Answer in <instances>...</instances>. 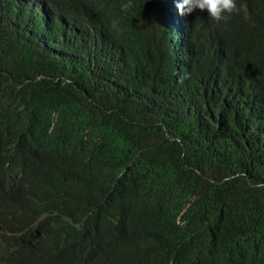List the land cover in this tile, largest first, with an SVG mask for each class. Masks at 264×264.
I'll use <instances>...</instances> for the list:
<instances>
[{
	"label": "trees",
	"instance_id": "obj_1",
	"mask_svg": "<svg viewBox=\"0 0 264 264\" xmlns=\"http://www.w3.org/2000/svg\"><path fill=\"white\" fill-rule=\"evenodd\" d=\"M62 3L0 0V204L9 223L0 221V264H111L155 253L163 264L172 255L183 264H264V166L221 159L191 75L204 64L200 43L191 53L193 33L210 40L212 68L221 48L234 55L262 25L258 5L237 0L221 23L191 16L222 39L199 25L189 50L171 37L132 36L133 6L119 18L124 11L110 17L103 0ZM65 12L72 27L58 25ZM97 16L103 30L85 31L89 45L74 47L73 26ZM232 57L225 61L249 85L259 61ZM248 96L221 111L237 112L228 115L236 123Z\"/></svg>",
	"mask_w": 264,
	"mask_h": 264
},
{
	"label": "clouds",
	"instance_id": "obj_2",
	"mask_svg": "<svg viewBox=\"0 0 264 264\" xmlns=\"http://www.w3.org/2000/svg\"><path fill=\"white\" fill-rule=\"evenodd\" d=\"M58 6L59 9L64 8V3L62 0H49ZM104 4L108 8V13L112 17V12L124 11L123 15L132 17L133 5L136 2L140 8L141 13L137 14L139 19V25L133 26L134 29H130L132 32L130 34L139 35L141 32L145 33L147 39L148 37L158 36L160 39L165 40L168 37L173 38L177 42L184 44L190 50L189 37L193 33L196 27L202 25L204 30H208L205 24H193L191 16H205L210 20H218L227 18V14L235 10V0H103ZM128 1H131L127 4ZM175 3V6L173 5ZM129 5L132 7L131 11L127 10ZM48 5H45L46 16L43 14V20L47 23L50 22V14L48 10ZM66 14V15H65ZM63 16L58 19V25L67 24L69 20H76L71 14L65 12ZM118 17L123 15L117 14ZM189 15V17L187 16ZM91 16H96L92 14ZM89 16V17H91ZM145 16H149L147 19L143 20ZM181 18H180V17ZM87 25L82 31H78L80 27L79 23L73 26L74 32L72 36V45L74 47L89 45L84 37L79 35H84L85 31L94 33L97 30H103L104 23L100 17L97 16L96 19L88 20ZM184 17V18H183ZM162 19H168L171 23L166 25H159L155 28L157 22ZM186 19V20H185ZM132 23H135V19H132ZM72 27L71 24H67ZM180 26V27H179ZM264 26H260L259 29L262 31ZM161 28H166V31ZM95 30V31H94ZM186 33V37L180 38L179 34ZM248 33V32H247ZM245 33L241 40V43L237 47L233 48L235 54L233 55V60L239 59L243 60V63L258 62L259 66L257 69L256 77L251 80L249 85L247 83H242L239 77H235L232 82V86L222 85L221 82L215 81L214 78H208V84L215 85L217 92L219 93V98L216 96H211L207 99V104L209 105L207 117L210 121L211 127H214L219 136L215 142V151L218 152L223 161H232L235 157H241L247 161H255L264 166V35L260 37L261 43L255 47H246L250 51L247 52L246 48H243L241 44L251 45L255 44L258 40L252 39ZM215 47V45H214ZM224 51V48L220 49ZM216 56H212L213 67H216ZM231 58V60H232ZM189 64L194 67L195 62L190 61ZM192 81L197 85L200 84V77L198 73H193ZM207 82V81H205ZM248 94V104L243 109L245 110L250 103L249 109L244 113H239L240 120L233 123L229 116L222 118L220 116V111L222 109H232L240 101V96ZM254 101V102H252ZM252 102V103H251ZM251 111L253 113H251ZM247 118V120L244 118ZM232 119V118H231ZM242 155L250 157H242ZM16 212L19 213L18 208ZM0 221L8 223V221L3 217L2 205L0 204ZM9 224V223H8ZM100 236H95L90 239V244L98 241ZM159 253L152 254L148 256L144 261H137L136 259H131V261L126 260L125 264H163L161 261H156ZM237 254V253H235ZM172 257H176L172 255ZM233 256L230 257L232 259ZM121 258H116L111 264H118L116 261ZM177 263L183 264L182 260L177 257ZM176 262L170 261L168 264H177ZM229 262V261H228ZM256 264H262L260 261H255Z\"/></svg>",
	"mask_w": 264,
	"mask_h": 264
},
{
	"label": "bare ground",
	"instance_id": "obj_3",
	"mask_svg": "<svg viewBox=\"0 0 264 264\" xmlns=\"http://www.w3.org/2000/svg\"><path fill=\"white\" fill-rule=\"evenodd\" d=\"M128 2H130V1H128ZM127 2V3H128ZM17 3H19V2H17ZM149 16H145L144 18H143V20H145V19H147ZM155 28H158V26H155ZM82 30V27H80L79 29H78V31H81ZM183 35V33L181 32V34H179V36H182ZM216 96V95H215ZM219 97V96H218ZM218 97H216V98H218ZM244 118L247 120V118L244 116Z\"/></svg>",
	"mask_w": 264,
	"mask_h": 264
}]
</instances>
